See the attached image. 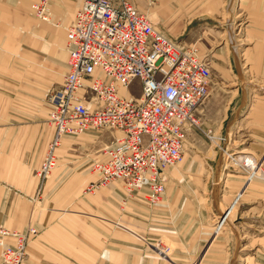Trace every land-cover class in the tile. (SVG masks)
Wrapping results in <instances>:
<instances>
[{"label":"rangeland","instance_id":"374dc122","mask_svg":"<svg viewBox=\"0 0 264 264\" xmlns=\"http://www.w3.org/2000/svg\"><path fill=\"white\" fill-rule=\"evenodd\" d=\"M36 1L0 5V187L20 189L14 204L0 210V227L36 230L33 222L21 229V215L30 211L33 221L47 208L40 203L45 186L53 189L56 209L114 197L103 210L127 216L117 231L170 264H264V11L257 0H128L177 43L195 46L211 72L197 125L185 138L181 161L168 168L164 196L155 205L145 201L146 191L129 197L119 182L84 193L97 178L91 164L118 137L107 130L65 135L57 167L46 180L37 177L53 137L45 95L61 83L67 61L65 31L58 26L67 27L78 2L51 0L45 22L31 9ZM129 90L137 97L139 83ZM1 193L0 199L8 197Z\"/></svg>","mask_w":264,"mask_h":264},{"label":"built area","instance_id":"2783aa9c","mask_svg":"<svg viewBox=\"0 0 264 264\" xmlns=\"http://www.w3.org/2000/svg\"><path fill=\"white\" fill-rule=\"evenodd\" d=\"M77 2L66 28L67 71L61 84L45 95L53 137L37 177L44 181L56 168V151L65 135L107 130L118 137L112 136L103 149V160L91 164L97 178L84 193L119 182L128 195L147 188L145 201L154 205L209 96L208 60L195 46L177 43L131 1ZM47 3L32 5L44 21ZM134 81L140 86L137 97L129 90ZM212 136L209 130L207 137ZM36 233L33 228L21 232L0 227V264H24Z\"/></svg>","mask_w":264,"mask_h":264},{"label":"crops","instance_id":"0c3cea01","mask_svg":"<svg viewBox=\"0 0 264 264\" xmlns=\"http://www.w3.org/2000/svg\"><path fill=\"white\" fill-rule=\"evenodd\" d=\"M17 1L0 0V5L11 7L15 3L16 6L19 4ZM257 3V7L263 8L264 11V0H257ZM55 10L56 8L54 11L52 10L53 15L54 13L60 15ZM58 27L65 31L63 23ZM227 31H230V27L227 28ZM60 33L63 34L62 30L56 33L58 40H60ZM242 105L243 103L239 100L237 110ZM28 178H30L29 175H27L26 180ZM23 188L21 192L25 194L24 190H27V187L24 186ZM50 189L45 186L43 188V193L47 192V194L43 199L40 196V203L45 202L47 208L40 211L36 219L30 221V211L28 213L25 211L21 215L22 220H20L19 227L25 230L33 222L38 232L27 246L24 264H170L155 257L146 245L128 244L127 237L117 231L118 225L116 223L126 224L127 216L115 211L111 214L105 213L103 210V207L112 206V203L116 201L114 197H107L106 201L98 205L95 203L82 205L77 201L76 204L69 202L67 206L74 204V209L70 211L66 208H53L55 203L50 199L53 189ZM0 190H2L1 195L15 196L10 201L8 197L0 199V206H4L0 209L3 213L7 205L12 206L14 200H17L16 193L17 191L19 193L20 189L17 185L14 186L9 183L1 186ZM24 196L28 197L26 194ZM18 197L27 199L20 194ZM10 210L7 212H11Z\"/></svg>","mask_w":264,"mask_h":264},{"label":"bare ground","instance_id":"6f19581e","mask_svg":"<svg viewBox=\"0 0 264 264\" xmlns=\"http://www.w3.org/2000/svg\"><path fill=\"white\" fill-rule=\"evenodd\" d=\"M48 1V3H47V7H46V14H47V20H45V22H49L50 21V14H49V5H50V1L51 0H47ZM157 0H155L154 1V3L156 2ZM40 2V0H37L35 3H39ZM50 2V3H49ZM148 3H149V1H148ZM153 3V4H154ZM34 4V3H33ZM32 4V5H33ZM136 4V3H135ZM32 5H31V9H32V11L35 13V15L38 17V15L36 14V12L33 10V8H32ZM137 6V5H136ZM138 7V6H137ZM138 9L140 10V8L138 7ZM76 10V9H75ZM141 11V10H140ZM75 12V11H74ZM141 12H143V11H141ZM143 13H145V14H147L146 12H143ZM73 15H74V13H73ZM148 15V14H147ZM149 16V15H148ZM150 17V16H149ZM41 21H44V20H42L40 17H38ZM72 18H73V16H72ZM71 21H72V19H71ZM70 21V22H71ZM70 24V23H69ZM68 24V25H69ZM67 25V26H68ZM160 26V25H159ZM66 28L67 27H65L64 29H65V40H66ZM67 62H68V50H67V61H66V67H65V72L63 73V75H62V79H63V76L65 75V73H66V71H67ZM62 79H61V82H62ZM61 84V83H60ZM126 96H128V92H125L124 93ZM197 125V124H196ZM196 126H193V127H191L188 131H187V135H188V132L192 129V128H195ZM114 133V132H113ZM187 135H186V137H187ZM61 143V142H60ZM185 143V142H184ZM48 147V146H47ZM58 149V148H57ZM183 149V148H182ZM57 152V151H56ZM182 154V153H181ZM181 157H182V155H181ZM101 160H103V159H100V160H98V161H101ZM57 167V166H56ZM253 173H250V175H252ZM51 175V174H50ZM166 179H167V177H166ZM111 183H113V182H111ZM110 183V184H111ZM108 186V185H107ZM106 187V186H105ZM141 189H143V190H141ZM138 191H146V194H147V192H148V190H147V188H145V187H141V188H139V190ZM138 191H134V192H138ZM134 192H132L130 195H128V193H127V195L129 196V197H131L132 196V194L134 193ZM164 193H165V189H164ZM164 193H163V195H162V197L164 196ZM162 199V198H161ZM161 201V200H160ZM159 201V202H160ZM146 202H147V200H146ZM123 203H125V202H123ZM158 203V202H157ZM156 203V204H157ZM155 205V204H154Z\"/></svg>","mask_w":264,"mask_h":264}]
</instances>
